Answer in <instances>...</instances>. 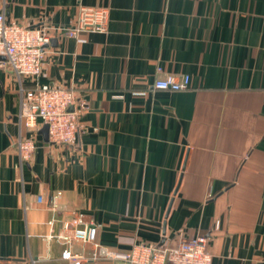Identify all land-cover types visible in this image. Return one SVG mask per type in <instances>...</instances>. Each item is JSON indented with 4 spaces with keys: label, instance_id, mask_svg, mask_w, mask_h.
<instances>
[{
    "label": "crops",
    "instance_id": "0c3cea01",
    "mask_svg": "<svg viewBox=\"0 0 264 264\" xmlns=\"http://www.w3.org/2000/svg\"><path fill=\"white\" fill-rule=\"evenodd\" d=\"M79 6L107 8L106 32L52 38L36 80L83 103L73 148L23 128L33 81L0 68V264H126L90 258L181 237L214 264H264V0H0L26 27H71ZM167 74L188 89H153ZM78 218L94 243L57 241Z\"/></svg>",
    "mask_w": 264,
    "mask_h": 264
},
{
    "label": "built area",
    "instance_id": "2783aa9c",
    "mask_svg": "<svg viewBox=\"0 0 264 264\" xmlns=\"http://www.w3.org/2000/svg\"><path fill=\"white\" fill-rule=\"evenodd\" d=\"M108 24V10L104 7L79 6L73 26L52 28L45 24L26 27L14 22H6L0 12V68L12 72L17 78H29L31 88L19 90V118L23 128L31 133L40 126L48 128V142L73 148L81 126L78 115L85 109L72 90L58 86L39 85L46 58V45L52 38L64 35L76 38L84 32L105 33ZM190 78L187 75L175 77L167 74L156 80L153 89L167 92H182L188 89ZM72 109L71 111L69 109ZM21 161L29 160L36 150V139H20L15 145ZM65 233L55 236L57 241L69 246L72 242L92 244L96 237V226L85 224L80 218L63 224ZM100 258L120 260L126 264H214L207 251L203 237L177 240L174 246H163L139 242L127 252L106 251L102 255L93 253L90 259ZM61 259L79 264L80 257L69 249L61 254Z\"/></svg>",
    "mask_w": 264,
    "mask_h": 264
},
{
    "label": "water",
    "instance_id": "95a60500",
    "mask_svg": "<svg viewBox=\"0 0 264 264\" xmlns=\"http://www.w3.org/2000/svg\"><path fill=\"white\" fill-rule=\"evenodd\" d=\"M54 42V41H53ZM0 59H3L2 57H0ZM70 111L72 110L71 108L69 109ZM48 128L46 125H43L42 126V129H41V134L45 137V139H48Z\"/></svg>",
    "mask_w": 264,
    "mask_h": 264
}]
</instances>
